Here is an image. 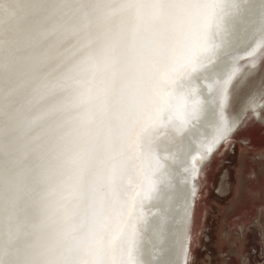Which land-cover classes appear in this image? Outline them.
<instances>
[{
  "label": "snow or ice",
  "instance_id": "snow-or-ice-1",
  "mask_svg": "<svg viewBox=\"0 0 264 264\" xmlns=\"http://www.w3.org/2000/svg\"><path fill=\"white\" fill-rule=\"evenodd\" d=\"M21 3L20 22L51 30L16 42L0 78V264H180L190 193L178 215L167 146L190 121L220 130L210 73L242 34L264 38V0ZM79 31L86 59L17 89L32 48ZM53 97L63 118L20 143L37 121L19 117Z\"/></svg>",
  "mask_w": 264,
  "mask_h": 264
},
{
  "label": "rangeland",
  "instance_id": "rangeland-1",
  "mask_svg": "<svg viewBox=\"0 0 264 264\" xmlns=\"http://www.w3.org/2000/svg\"><path fill=\"white\" fill-rule=\"evenodd\" d=\"M228 136L206 169L190 264H264V118Z\"/></svg>",
  "mask_w": 264,
  "mask_h": 264
},
{
  "label": "bare ground",
  "instance_id": "bare-ground-1",
  "mask_svg": "<svg viewBox=\"0 0 264 264\" xmlns=\"http://www.w3.org/2000/svg\"><path fill=\"white\" fill-rule=\"evenodd\" d=\"M260 45H262L261 49L258 48ZM231 48H233L234 54L240 55L236 61L238 66L243 64L244 57L249 53L252 56L250 58L252 62L249 67L244 69L242 76H240L242 79L238 80L239 82L233 85L232 88L230 80L233 75V72L231 75V69L234 63L231 62L233 61L231 58H224L222 62L214 66L210 73L212 80L217 82V86H223L226 89L219 99L220 107L215 112L220 130L227 128V134L220 135V130L214 126L212 119L198 124L196 127H193L190 121L185 128V132L190 133V135L183 138L178 136L174 143L167 146L166 155H168L169 160L173 156L176 158L171 178L174 188L168 194L174 197L173 203L177 206L178 215L182 213L183 208L182 200L176 194H180L182 197L190 193L180 264L191 263L192 236L196 226V209L199 206L198 198L199 194H201L204 180H206L205 170L215 159V151L222 144L225 145L222 151L230 146L231 141L226 142L229 139V134H238L250 123L264 118V38L249 31L242 34L241 39L234 42ZM255 49L256 51L253 53ZM258 49L260 50L258 51ZM257 56L261 57L258 59ZM238 91L239 93L237 94ZM240 94L241 96H238ZM209 146H211L212 150H209ZM181 161L185 162L186 167L181 165ZM184 177H187V180H184ZM196 193H198L196 202H191ZM144 204L147 205L148 201L145 200ZM144 247L147 251L149 245L145 243Z\"/></svg>",
  "mask_w": 264,
  "mask_h": 264
},
{
  "label": "clouds",
  "instance_id": "clouds-1",
  "mask_svg": "<svg viewBox=\"0 0 264 264\" xmlns=\"http://www.w3.org/2000/svg\"><path fill=\"white\" fill-rule=\"evenodd\" d=\"M21 10V0H0V78L4 76V65L10 61L11 49L16 42L23 40L26 35L30 34L35 38L46 29L51 30V24L32 28L31 21L20 22ZM94 48L95 44L87 31L39 44L30 51L34 62L18 80L17 89L30 90L46 79L70 71L86 59ZM58 99L53 97L34 103L19 117L17 123L21 125L37 121L25 132L20 143L31 141L45 130L55 127L63 118L61 115L49 116Z\"/></svg>",
  "mask_w": 264,
  "mask_h": 264
},
{
  "label": "water",
  "instance_id": "water-1",
  "mask_svg": "<svg viewBox=\"0 0 264 264\" xmlns=\"http://www.w3.org/2000/svg\"><path fill=\"white\" fill-rule=\"evenodd\" d=\"M232 49L233 48H230L229 49V53H228V55H227V57H228V59L229 58H231L233 61H231L232 63H234L232 66H233V68L231 69V75H232V72H233V75H232V78H231V80H230V84L232 83V82H236L239 78H240V76H242V74H243V71H244V69H246L247 67H249L250 65H251V62L252 61H250V59L249 58H246L245 59V61H244V63L243 64H240V66H238L237 65V63H236V61L239 59V56L238 55H236V54H234V52L232 51ZM261 53V52H260ZM260 55V54H259ZM258 57V56H257ZM261 56H259L258 57V59L260 58ZM226 58V57H225ZM246 62H249V64H246L245 65V63ZM234 83H233V85H234ZM232 85V86H233ZM204 86L205 87H208V85H207V82H205V84H204ZM240 132H238V134H239ZM236 138V137H235ZM177 140V139H176ZM225 145L224 144H222L219 148H217V150L215 151V158H216V156L217 155H219V153H220V151L223 149V147H224ZM214 161V160H213ZM212 161V162H213ZM212 163H210L209 164V166L211 165ZM208 166V167H209ZM207 167V168H208ZM206 168V169H207ZM205 172H206V170H205ZM199 196H200V194H199ZM197 197H198V193H196L195 194V196L193 197V200H191V202H196V199H197ZM200 198V197H199ZM199 198H198V200H199ZM139 208H140V203H139V199H138V202H137V212L139 211ZM193 238V237H192ZM191 255H192V247H191ZM192 260V259H191Z\"/></svg>",
  "mask_w": 264,
  "mask_h": 264
}]
</instances>
